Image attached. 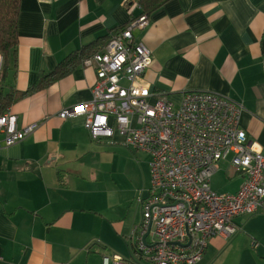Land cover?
Listing matches in <instances>:
<instances>
[{
    "label": "crops",
    "instance_id": "obj_1",
    "mask_svg": "<svg viewBox=\"0 0 264 264\" xmlns=\"http://www.w3.org/2000/svg\"><path fill=\"white\" fill-rule=\"evenodd\" d=\"M130 5L131 0H21L17 48L2 72L0 91L35 89L68 56L125 26L132 12L137 16L139 7ZM133 38L152 55L141 85L175 106L193 92L241 104L240 129L264 157V0H172ZM95 83L94 68L81 63L8 108L18 127H38L0 150V264H101L114 256L146 264L133 247L140 223L123 212L146 198L150 158L117 146L147 156V170L133 159L130 170H122L116 160L107 175L102 146L91 140L84 118L58 117L89 102ZM218 171L224 179L215 187L211 179V189L234 195L242 178L229 161ZM233 224L238 233L212 238L199 264H264V215L238 216Z\"/></svg>",
    "mask_w": 264,
    "mask_h": 264
},
{
    "label": "built area",
    "instance_id": "obj_2",
    "mask_svg": "<svg viewBox=\"0 0 264 264\" xmlns=\"http://www.w3.org/2000/svg\"><path fill=\"white\" fill-rule=\"evenodd\" d=\"M140 0H131L139 7ZM141 16L114 35L103 51L82 61L93 67L91 100L62 110L58 117L84 118L91 140L141 152L150 158V188L138 201L141 222L134 230L135 254L146 264H199L212 238L230 239L238 216L264 215V157L240 129L239 103L209 92L186 93L175 106L140 84L152 55L136 44ZM3 56L0 53V85ZM38 124L17 126L8 109L0 116V150L32 135ZM229 161L242 184L234 195L211 189L217 166ZM150 226L145 242L142 241ZM101 264H137L119 256Z\"/></svg>",
    "mask_w": 264,
    "mask_h": 264
},
{
    "label": "trees",
    "instance_id": "obj_3",
    "mask_svg": "<svg viewBox=\"0 0 264 264\" xmlns=\"http://www.w3.org/2000/svg\"><path fill=\"white\" fill-rule=\"evenodd\" d=\"M81 1V0H80ZM172 0H140L139 12L137 16L131 13V21L141 16L149 18L151 15L162 9ZM21 0H0V53L3 56V72L8 71V65L16 52L18 42L17 22L20 14ZM132 5L128 6L130 9ZM129 22V23H130ZM129 23L121 28H117L109 33V35L99 38L94 43L83 47L79 52L68 56L61 62L55 70L46 76H43L35 89H31L26 93H17L9 91L7 93L0 91V116L15 102L29 96L33 91L39 92L47 89L52 84L68 76L73 72L84 59L101 51L98 47H105L111 38L117 33L123 31ZM102 48V49H103ZM100 50V51H99Z\"/></svg>",
    "mask_w": 264,
    "mask_h": 264
},
{
    "label": "rangeland",
    "instance_id": "obj_4",
    "mask_svg": "<svg viewBox=\"0 0 264 264\" xmlns=\"http://www.w3.org/2000/svg\"><path fill=\"white\" fill-rule=\"evenodd\" d=\"M96 146H102L100 149V158L102 161V170L106 171L107 175H111L113 173V170H115L114 162L117 160L118 164H122V170H130V162L131 159H133L139 168L144 167L145 170H147L148 167V159L147 156L144 157V159L140 158L135 152H129L128 150L119 148L117 146H108L106 144L98 145L99 143H95ZM222 167L224 168L223 164ZM220 169V166L219 168ZM214 176V175H213ZM212 176V177H213ZM218 179H224V176L222 174V171H218V174H215V176L212 178V185L213 187L220 185L222 182L218 181ZM141 190V188H139ZM137 198V197H135ZM133 207L131 212L129 213L130 205L127 206L123 214L125 217H130L136 221V223H140L141 221V210L139 204L134 201L132 202Z\"/></svg>",
    "mask_w": 264,
    "mask_h": 264
},
{
    "label": "water",
    "instance_id": "obj_5",
    "mask_svg": "<svg viewBox=\"0 0 264 264\" xmlns=\"http://www.w3.org/2000/svg\"><path fill=\"white\" fill-rule=\"evenodd\" d=\"M149 231H150V226L148 227V230H147V233L144 235L142 241L145 242V239L147 237V235L149 234Z\"/></svg>",
    "mask_w": 264,
    "mask_h": 264
}]
</instances>
